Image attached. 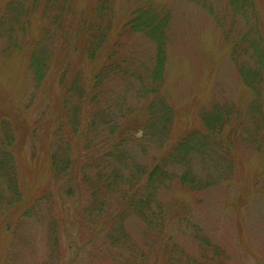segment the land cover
<instances>
[{
    "label": "rangeland",
    "instance_id": "374dc122",
    "mask_svg": "<svg viewBox=\"0 0 264 264\" xmlns=\"http://www.w3.org/2000/svg\"><path fill=\"white\" fill-rule=\"evenodd\" d=\"M12 1L17 0H0V17L10 16L7 8ZM33 2L27 0L31 4L27 6ZM67 2L69 8L58 27L52 28L56 13L51 8L44 12L42 0L35 13L25 16L17 25L16 39L28 43L47 29L48 37L53 38L48 41L50 49L55 48L61 60L70 55L72 65L78 64L87 78L107 63V57L111 58L105 91L108 94L117 87L120 92L126 90L128 102L134 105L136 84L143 79L146 83H156L158 48L146 33L134 30L132 22L140 14L142 20H147L153 12L158 13L159 19L167 18L169 23L164 38L161 87L175 114L168 146L177 143L192 128L202 130V110L209 111L217 103L241 110L240 122L247 124V133L238 129V140L230 150L227 163L221 160V153L198 156L191 162V169L208 182V187L191 190L174 178L159 190L158 198L169 211L164 225L168 238L152 239L154 234L131 215L125 221L130 248H113L102 242L106 238L103 234L97 235L89 229L79 231V226L73 223L82 209L79 176L70 183L72 196L63 201L59 195L66 186L57 183L51 170L52 135L48 136V126L43 122L36 124L41 119L46 122L51 119L49 114L43 117L42 113L58 103L60 89L51 81L37 88L26 58L19 52L23 50L6 51L7 40L0 39V119L13 121L18 140L26 137L21 147L16 146L24 200L28 204L50 194L54 218L59 221L58 249L50 244L42 222L32 219L20 223L14 219L16 231L11 235L6 226L0 225V264H187V261L188 264H264V104L262 119L252 118L253 104L259 107L256 102L261 103L260 93L264 101V0ZM9 20L10 17L8 23ZM91 36L103 39L96 49L95 60L83 59L79 50H65L61 45L62 37L79 41ZM79 46L82 45L78 43ZM255 68L253 73L248 72ZM129 69L144 73L131 74ZM256 72H261L257 92L248 85L255 84ZM104 99L108 102L110 96ZM135 106L142 108V103ZM229 130L226 127L224 136ZM259 136L261 140L257 141ZM156 146L149 149L163 148ZM78 157V153L74 154L73 160L79 171L82 160ZM43 203L47 208L46 202ZM46 208L41 210L44 216Z\"/></svg>",
    "mask_w": 264,
    "mask_h": 264
},
{
    "label": "trees",
    "instance_id": "16d2710c",
    "mask_svg": "<svg viewBox=\"0 0 264 264\" xmlns=\"http://www.w3.org/2000/svg\"><path fill=\"white\" fill-rule=\"evenodd\" d=\"M33 1L32 6L29 7L27 5L31 4L27 3V0L12 1L9 4L7 10L10 11V16L3 14L0 17V39L7 40L6 51L23 50L19 52H23L37 88L51 81L56 82L58 90L60 89L57 93L58 103H54L50 109L45 108L42 113L43 117L49 114V118L52 119L54 116V119H46L47 122L41 119L36 126L43 122L48 126V136L52 135L49 160L54 179L63 187L66 186L64 192L62 189L59 192L63 201L74 194L70 185L74 177L79 176L81 179L78 190L83 192L79 196L82 209L73 223L79 226V231L89 229L97 235L103 234L104 237L106 236L105 241L102 240L104 244L108 242L113 248L120 247L124 250L130 248L129 239L125 235V221L131 215L140 219L154 234L152 239L168 238L164 232V225L169 211L164 202L158 198L159 190L166 188L174 178H178L182 185L188 186L191 190L208 187V182L198 178L197 173L191 169L193 166L191 162L193 163L195 157L203 158L210 153L218 155L221 153L223 162L230 161L228 157L233 144L238 140L236 137L238 129L244 134L247 133V124L240 122L241 110L228 106L221 107L218 103L209 111L203 109L201 112L203 129L192 128L177 143L168 146V142L172 140L175 114L164 91L161 92L164 76L162 71L165 69L166 39L164 38L169 26L167 18L159 19L158 13L153 12L149 19L142 20L143 14L138 17L137 11L135 17L138 18L132 22L134 30L146 33L158 48L154 72L156 83H146L143 79L135 87V100H137L135 103H142L141 108L135 106V103L131 105L132 102H128L126 90L120 92L117 87L108 94L105 91V76L112 63L111 58L107 57V63L91 78H87L85 73L78 69V64L72 65L70 55L67 57L66 54L64 60H61L57 57L56 49H50L51 44L48 41L53 38L48 37L47 29L40 37H35L28 43L16 39L17 25L22 18L35 13L39 6L37 4L42 2V0ZM43 2H45L44 12L51 8L56 13L50 27H58V22L69 8L67 0L63 2L43 0ZM8 17H10L9 23ZM69 27L72 28L71 25ZM85 27L88 28L87 25ZM9 38H12V41ZM80 39L71 41L68 38H60L65 50H79L83 59L95 60L96 49L100 47L103 39L96 40L95 36ZM78 43L82 46L78 47ZM129 70L131 74L135 72L133 69ZM254 70L257 68L248 72L253 73ZM135 73L132 76H135ZM255 74L253 77L255 84L248 85L253 86L252 88L257 92L260 86L258 76L261 72ZM106 96H110L108 102H105ZM258 98L261 103L256 102L259 107L253 104L252 118L258 116L262 119L264 101L261 93ZM2 118L0 119V225L6 226L11 235L16 231L13 227L16 225L14 219L20 223L30 222L32 219L42 222L41 225L47 230L50 244H54L58 249L59 221L54 218L51 208L52 197L46 194L32 203L25 202L16 146L21 147L26 137L23 136L24 138L18 140L13 121ZM226 127H230V130L224 136ZM259 128L256 129L257 135L260 133ZM33 132L36 133V129ZM260 140L261 136L257 138V141ZM241 142L251 143L242 140ZM152 146L157 148L163 146V148L149 149ZM165 146L167 148L164 149ZM152 151H155L154 155ZM76 153L82 160L79 171L75 169L73 160ZM221 169L222 165L220 171ZM43 202H46L47 208ZM43 207L46 208V216L41 211ZM62 225L64 226L63 223ZM90 239L93 243L94 238L90 236ZM98 240L99 238L96 237V243H99ZM139 256L141 257V254Z\"/></svg>",
    "mask_w": 264,
    "mask_h": 264
},
{
    "label": "bare ground",
    "instance_id": "6f19581e",
    "mask_svg": "<svg viewBox=\"0 0 264 264\" xmlns=\"http://www.w3.org/2000/svg\"><path fill=\"white\" fill-rule=\"evenodd\" d=\"M75 147V146H74ZM75 149V148H74Z\"/></svg>",
    "mask_w": 264,
    "mask_h": 264
}]
</instances>
